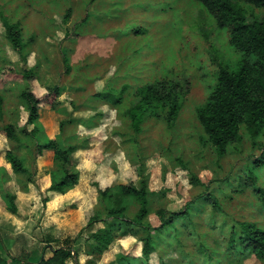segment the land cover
<instances>
[{
    "label": "rangeland",
    "instance_id": "rangeland-1",
    "mask_svg": "<svg viewBox=\"0 0 264 264\" xmlns=\"http://www.w3.org/2000/svg\"><path fill=\"white\" fill-rule=\"evenodd\" d=\"M241 4L253 18L264 19V8ZM6 23L19 25L21 43L26 44L22 53L8 38ZM230 30V26L219 27L198 0H0V73L13 65L35 72L32 79L0 82L4 97L0 129L8 121L20 131L25 127L29 113L20 98L23 89L44 100L58 87L56 107L63 109L61 103H66L69 109L63 113L64 137L80 143L73 154L79 181L69 190L68 199H59L48 189L33 196L20 194L17 203L26 220L18 228L26 229L35 243L13 246L11 255L25 258L36 243L46 242L48 234L60 239L75 236L90 216L106 217V205L113 201L103 199L102 190L114 193L122 183L138 184L144 179L151 193L147 222L158 226L159 208L180 210L187 202L191 220L178 222L177 228L157 238L148 258L142 255L139 233L144 232L138 228L135 235L119 232L101 255L89 242L90 229L84 230L79 236L82 243L78 240L74 247L79 264H118L121 254L136 258L135 264H205L210 258L213 264H264L247 254L228 256L227 251L231 229L238 221H255L264 227V202L258 191L264 189V166L255 168V188L240 190L239 186L240 177L249 173L263 150L264 134L251 136L242 125L241 140L218 159L197 114L214 89L220 68L235 69L242 58L231 44ZM158 79H179L182 108L172 126L161 107L159 116L147 114L142 131L135 133L128 115L137 103L135 89ZM124 84L129 87L122 90ZM49 104L42 101L40 109ZM27 137H23L26 146L17 153L34 172L39 155L35 140ZM45 139L43 135L41 140ZM14 143L0 142V155ZM17 179L22 178L11 177L6 188L16 191ZM209 191L217 207L208 200ZM128 202L132 217L140 203L132 198ZM7 214L11 213L2 200L1 220ZM2 243L11 246L9 237ZM59 243L54 242V247ZM34 254L28 259L36 260ZM50 255L53 251L46 257Z\"/></svg>",
    "mask_w": 264,
    "mask_h": 264
},
{
    "label": "trees",
    "instance_id": "trees-1",
    "mask_svg": "<svg viewBox=\"0 0 264 264\" xmlns=\"http://www.w3.org/2000/svg\"><path fill=\"white\" fill-rule=\"evenodd\" d=\"M198 1H201L205 8L214 15L219 27H231V44L242 53V58L238 60L235 69H230L227 66L220 68L214 89L206 103L200 106L197 111L207 141L214 147L218 159H220L225 156L231 144L241 140L242 125H245L251 136L264 134V19L253 18L241 4L245 2L255 7L264 8V0ZM6 28L14 49L22 53L26 44L21 43L22 31L19 25L6 23ZM34 76L35 72L32 68L20 71L13 65L1 71L0 82L12 78L32 79ZM179 79H158L146 82L135 89L134 96L137 98V103L128 112L130 125L135 133L142 131L145 116L152 114L158 117L161 107L166 110L164 119L169 126L173 125L182 108L184 94L183 85ZM185 80L186 83L190 81L189 78H185ZM128 87L129 84H124L122 90ZM52 90L53 95L46 96L44 100L38 98L29 88L21 91L20 98L27 105L29 113L27 124L37 123L42 101L45 104L50 103L52 108H56L60 90L58 87H54ZM105 96L111 97L110 95ZM113 97L120 101L119 97H115V95ZM3 101L4 97L0 94V120L3 118ZM66 122H61L60 137L46 138L44 141L38 134L39 128L36 124L31 131H28L26 127L20 131L17 125L9 121L3 124L0 129L1 133L16 143L15 147L6 150V159L11 163L16 175H26L24 183L33 182L34 175L27 167L24 158L16 150V147L20 148L26 144L23 141L24 136L33 137L37 155H41L44 149L55 151V168L52 171V183L48 190L66 193L78 183L79 171L75 168L73 154L80 148V143H73L64 137ZM252 163L253 166L249 173L239 179L240 190L247 187L255 188L257 182L255 168L264 166V146L261 154ZM10 179L11 175L7 169L0 167V191L7 210L15 214L18 212L17 194L6 188ZM258 191L260 200L264 202V189H258ZM100 194L103 199L113 201L112 204L106 205V217L102 213L90 216L86 225L77 235L63 239L59 247L52 249L51 257L45 258L42 255L33 260L13 256L0 239V264H69V260H74L75 264H79L78 258H75L74 255V251L78 252V249H75V244L78 240L79 244L82 243L83 239L79 236L87 229L92 232L89 242L93 244V250L101 255L113 243L119 232L125 236L135 235L133 232L136 229L134 228H138L144 232L142 236L139 233V239L143 244L142 255L148 258L155 250L157 238L177 228L178 222L191 220L190 202H187L180 210L159 208L157 214L161 221L160 225L154 226L147 222L151 193L148 183L144 179H141L138 184L135 182L122 183L114 193H108L106 189L102 190ZM207 196L208 200L217 207L214 193L209 191ZM130 198L140 203L138 211L132 217L127 212ZM100 222H104V225L93 227ZM125 225H131V227ZM227 251L228 256L247 254L264 260V227L255 221H238V226L231 229ZM136 260V258L122 254L116 259L118 264H135ZM205 264H213V260L210 258Z\"/></svg>",
    "mask_w": 264,
    "mask_h": 264
},
{
    "label": "crops",
    "instance_id": "crops-1",
    "mask_svg": "<svg viewBox=\"0 0 264 264\" xmlns=\"http://www.w3.org/2000/svg\"><path fill=\"white\" fill-rule=\"evenodd\" d=\"M61 106H63L66 109V111L64 108L63 109L58 108V107L52 108L51 106L46 107L43 110L40 109V116L37 120V123L27 124V121H26L24 126L29 131H31L34 128V125L36 124L37 127L39 128L38 134L41 137L43 135H45L46 138L60 137L61 122L67 121L66 119H63V113H65V114L69 113V111H68L69 109H68L66 103H61ZM26 112H28V111H26ZM40 122L43 124V127L41 126L42 124ZM42 132H45V133H42ZM7 140H9V139L6 136H3L0 134V142H5V141L7 142ZM23 141H24V139H23ZM15 146H16V143L11 145L9 148H13ZM25 146L26 145H24L22 147H25ZM20 149H21V147L20 148L16 147L17 151H19ZM10 164L7 161V159L5 158V153L1 154L0 155V167H5L7 169V171L10 173L12 179H15L16 177H18V175H16V177H15V175H13L15 173L13 172L12 166H10ZM54 168H55V151L53 149H44L42 154L39 155V158H38V163H37V168H36L37 171L35 169V171L33 172L34 173L33 182L24 183L26 180V177H24V176L23 177L20 176L22 179H19V180L17 179L18 180V182H17L18 183V189L16 191L14 190V192H16V194H17V199L21 198L20 194H28V195L33 196L38 190L44 191L45 189H48L52 183V171ZM49 191H52V190H49ZM53 192H55V194H57L59 199H62V198L68 199L70 196V195H67L69 190L66 193H59L57 191H53ZM0 200L1 201L4 200L2 197L1 191H0ZM54 203L56 205L57 200ZM20 206L21 205L19 204L17 213L13 214L10 212L11 214H7V217L5 219H2V220L0 217V235H1L2 239L5 237L10 238L11 246L9 248H7L9 251L12 249L13 246L16 247V245L18 247H20V244L32 246L35 243L32 241L30 234L29 233L26 234V232H27L26 229H19L18 228L20 225H22L24 220H26V217L21 214V207ZM5 207H6V204H5ZM78 220H79V218H78ZM69 225L73 226V222H70ZM84 226H82L80 228V230ZM43 229H44V227H43ZM67 237H73V236H66V237H63L60 239L58 237H54V236L48 234L45 237L46 242H40L39 244L36 243L33 246L35 248L31 249V247H29V250L31 249L30 251H32V253H35L34 257L37 259L39 258V256L41 257L42 255H44V257L47 258L46 255L50 254L52 252V249L59 247L61 245L62 240L67 238ZM57 241H60V243H59V245H56L54 247L53 243L57 242ZM25 248L27 249V247H25ZM45 250H47L48 252ZM39 252H40V254H39ZM32 253H30L29 255L26 254L25 258H27V259L31 258L33 256ZM38 254H39V256H38ZM50 256H52V255H50Z\"/></svg>",
    "mask_w": 264,
    "mask_h": 264
},
{
    "label": "water",
    "instance_id": "water-1",
    "mask_svg": "<svg viewBox=\"0 0 264 264\" xmlns=\"http://www.w3.org/2000/svg\"><path fill=\"white\" fill-rule=\"evenodd\" d=\"M74 255H76V252L74 251Z\"/></svg>",
    "mask_w": 264,
    "mask_h": 264
}]
</instances>
